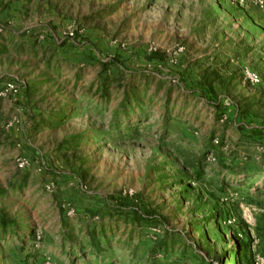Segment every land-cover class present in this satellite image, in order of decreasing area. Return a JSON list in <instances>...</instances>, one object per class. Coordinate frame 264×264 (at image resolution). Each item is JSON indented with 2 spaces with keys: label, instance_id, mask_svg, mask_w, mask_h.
Returning <instances> with one entry per match:
<instances>
[{
  "label": "rangeland",
  "instance_id": "1",
  "mask_svg": "<svg viewBox=\"0 0 264 264\" xmlns=\"http://www.w3.org/2000/svg\"><path fill=\"white\" fill-rule=\"evenodd\" d=\"M260 71V0H0V264L251 260Z\"/></svg>",
  "mask_w": 264,
  "mask_h": 264
},
{
  "label": "trees",
  "instance_id": "2",
  "mask_svg": "<svg viewBox=\"0 0 264 264\" xmlns=\"http://www.w3.org/2000/svg\"><path fill=\"white\" fill-rule=\"evenodd\" d=\"M138 210L137 207H133L134 213ZM137 213V212H136ZM135 213V214H136ZM137 217V215H136ZM102 228V227H101ZM87 235L89 239L91 240L92 247H98L99 241H95V236L96 230L95 228L87 231ZM101 250V249H100ZM231 254L238 260V261H245V264H252V257L251 260L249 259V256L252 253L251 247H250V242H238L235 245H233L231 248H229ZM93 252L95 251L94 249L92 250ZM197 256L200 258V263L199 264H214L213 259H206L205 257L200 256L196 251H194ZM222 256H216L214 260L220 261ZM108 264H113V259L109 261Z\"/></svg>",
  "mask_w": 264,
  "mask_h": 264
},
{
  "label": "built area",
  "instance_id": "3",
  "mask_svg": "<svg viewBox=\"0 0 264 264\" xmlns=\"http://www.w3.org/2000/svg\"><path fill=\"white\" fill-rule=\"evenodd\" d=\"M260 6L264 8V0H260ZM248 77L255 81L258 80V75L256 73L248 74ZM12 90H15L14 85L11 83H7L4 89V94ZM36 164H38V160L29 156H23L16 159V167H18L19 169H27ZM252 264H264V255H261L258 252H253Z\"/></svg>",
  "mask_w": 264,
  "mask_h": 264
},
{
  "label": "crops",
  "instance_id": "4",
  "mask_svg": "<svg viewBox=\"0 0 264 264\" xmlns=\"http://www.w3.org/2000/svg\"><path fill=\"white\" fill-rule=\"evenodd\" d=\"M261 73H264L262 71H260ZM261 84H259L258 86H254L253 87V91H252V96H255L256 98L261 97L260 101L258 103H260L261 106L258 107V103L256 104H251L247 105V108L250 110V113L253 114V112L255 111L256 114H262L264 113V82H260ZM20 95L19 90L16 91L15 95ZM254 97V98H255ZM34 159H36L34 156H32ZM34 166V165H33ZM25 170V169H22ZM258 253H260L261 255H264V250L262 251H258Z\"/></svg>",
  "mask_w": 264,
  "mask_h": 264
}]
</instances>
